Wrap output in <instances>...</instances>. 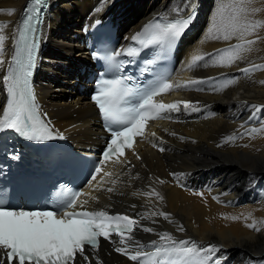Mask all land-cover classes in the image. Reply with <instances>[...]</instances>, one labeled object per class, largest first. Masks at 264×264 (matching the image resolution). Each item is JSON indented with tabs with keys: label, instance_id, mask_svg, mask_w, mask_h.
I'll return each mask as SVG.
<instances>
[{
	"label": "bare ground",
	"instance_id": "6f19581e",
	"mask_svg": "<svg viewBox=\"0 0 264 264\" xmlns=\"http://www.w3.org/2000/svg\"><path fill=\"white\" fill-rule=\"evenodd\" d=\"M25 1L0 0V24L6 25L7 37L0 79ZM196 2L200 10L179 48L180 79L175 86L192 78L197 83L174 86L170 92L171 97H188L190 107H179L178 113L159 124V137L142 142L141 160L129 156L133 166H113L104 178L95 208L122 211L138 224L125 244L120 237L103 238L98 250L86 248L92 264H139L129 255L136 251L152 255L157 248L172 247L160 239L164 234L177 242L175 247L202 250L200 255H208L209 264H264V70H240L264 65V26L248 37L255 43L246 59L220 66L217 53L240 41L216 39L217 33L210 30L221 5L233 0H51L36 92L55 128L81 149L96 145L97 112L85 96L73 94L75 79L68 77L76 64H88L84 52L71 42V32H78L75 27L86 16L105 12L118 17L120 28L131 33L157 13L183 14ZM250 8L257 9L250 19L264 25V0H250ZM193 55L204 59L190 66ZM230 80L233 83L225 87ZM253 223L259 231L247 226ZM210 246L217 250L209 252ZM117 247L129 255L117 252ZM154 258L174 257L162 251ZM77 260L84 264L81 257Z\"/></svg>",
	"mask_w": 264,
	"mask_h": 264
},
{
	"label": "snow or ice",
	"instance_id": "6c2138e0",
	"mask_svg": "<svg viewBox=\"0 0 264 264\" xmlns=\"http://www.w3.org/2000/svg\"><path fill=\"white\" fill-rule=\"evenodd\" d=\"M34 3L43 5L44 0H34ZM12 11L8 10V13L11 14ZM256 11L257 9L250 8V0H233L231 4L221 5L210 31L217 33L216 39L228 41L235 38L240 42L217 53L220 66H231L237 61L244 60L246 54L252 51L255 41L248 37L255 35L257 28L264 26L261 22L250 19ZM31 19V16L27 17L23 25L17 29L19 39L16 42V53L9 63L7 74L3 76L7 103L3 107V114L0 115V132L11 130L28 140H50L55 137L39 113L29 79L37 48L36 29L29 23ZM191 19L189 17L171 22L149 23L141 32L133 35L132 40L142 46L159 45L170 48L182 36ZM5 27L6 25L0 24V67L5 63L3 60L7 39L3 34ZM256 39L259 40L260 37L256 36ZM125 51L128 56L139 54V50L133 47ZM120 55V52H113L104 59L110 68L119 70L116 58ZM203 59V55H193L190 66H195ZM240 70L246 73L264 70V65H254ZM130 80L131 77L104 79L92 97L100 116L111 132V139L103 153L104 160H109L113 155L122 156L125 148L132 147L133 138L143 135L149 120L161 118L163 113L178 110L179 107L175 103H158L154 99L173 88L166 79L149 90L138 89L128 83ZM196 83L197 81L193 80L175 87H189ZM232 83L233 81H228L225 87ZM136 100L138 102H134ZM183 105L188 108L190 102H183ZM59 138L63 139V136ZM164 150L160 148V151ZM94 172L100 173L101 168L96 167ZM95 179L96 176L93 175L92 180ZM107 191L112 192L113 189L108 188ZM81 195L79 191L63 193L60 198L62 208L59 210L0 207V264H79L77 257H81L84 264H92L85 253L86 246L98 250L99 238L111 240L113 234L120 237L121 244L126 243V238L132 239L131 235L127 234L133 232V226L138 224L137 220L126 215H109L103 210L75 211L74 209L78 207L77 198ZM93 199L98 200L97 197ZM79 207L83 209V204ZM160 215L168 218L166 213ZM247 226L256 231L260 230L254 223ZM144 231L153 230L144 228ZM160 239L165 244L170 243L172 247L157 248L156 253L152 255L142 251L129 255L123 247H117L116 251L129 255L132 261H139V264H209L210 257L201 256L202 250L189 246L175 247L177 242L169 234L161 235ZM179 244L186 245V242L180 241ZM216 250L215 246L209 248V252ZM162 251L166 257L174 258L155 259L154 257Z\"/></svg>",
	"mask_w": 264,
	"mask_h": 264
},
{
	"label": "rangeland",
	"instance_id": "374dc122",
	"mask_svg": "<svg viewBox=\"0 0 264 264\" xmlns=\"http://www.w3.org/2000/svg\"><path fill=\"white\" fill-rule=\"evenodd\" d=\"M71 28V26H68V29ZM71 31V30H70ZM72 33V32H71ZM64 71V70H63Z\"/></svg>",
	"mask_w": 264,
	"mask_h": 264
}]
</instances>
